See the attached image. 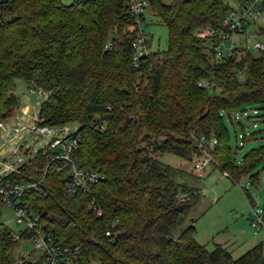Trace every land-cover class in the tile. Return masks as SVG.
<instances>
[{
	"label": "trees",
	"instance_id": "obj_1",
	"mask_svg": "<svg viewBox=\"0 0 264 264\" xmlns=\"http://www.w3.org/2000/svg\"><path fill=\"white\" fill-rule=\"evenodd\" d=\"M148 2L168 45L135 66L127 0H0V121L19 107L12 80H24L45 94L44 123H78L75 157L99 174L67 196L66 171H45L46 153L38 152L18 169L17 178L38 182L24 201L45 233L80 247L78 264H264V241L233 258L222 244L209 250L196 240L195 219L174 236L200 194L158 158L168 152L190 160L206 150L232 183L250 174L264 158V143L238 165L222 113L264 109V51L235 46L215 57L227 0ZM202 136L216 138L213 149L199 145ZM249 179L259 182L257 175ZM15 244L11 229L0 225V264H14Z\"/></svg>",
	"mask_w": 264,
	"mask_h": 264
},
{
	"label": "built area",
	"instance_id": "obj_2",
	"mask_svg": "<svg viewBox=\"0 0 264 264\" xmlns=\"http://www.w3.org/2000/svg\"><path fill=\"white\" fill-rule=\"evenodd\" d=\"M232 1L235 5H230L224 18L226 30L218 36L219 41L214 46L217 59L228 55L223 54L220 50V44L234 34L243 35L245 44L250 45L251 49L257 52L264 51V39H253L258 35L264 37L261 27L255 28L251 33L248 32L252 22L255 23L264 11V0ZM127 5L136 29L132 42L134 50L132 61L137 66L139 59L149 51L147 37L142 29L145 9L149 2L148 0H127ZM204 34H212V32L205 31ZM109 46L107 44L105 47L109 48ZM245 48L248 47L245 46ZM198 85L210 87V84L205 80L199 81ZM30 92L38 93L43 97L45 95L43 91L35 88H30ZM240 111H242L241 108ZM252 111L254 114L257 113L256 109ZM234 119L237 120V116ZM240 137L245 139L244 134ZM16 139L18 141L14 143ZM262 139L264 140V137ZM78 142L79 137L75 135V129H72L69 123L46 124L39 114V109L35 114L31 113L29 108L22 109L16 121H13L11 116L0 121V206L3 205L11 209L15 222L20 226L17 231L11 230L12 239L16 242L12 250L14 264H23L25 259L38 261L39 264H78L80 247L54 240L52 236L45 233L39 215L28 210L24 199L37 189L38 182L17 178L18 169L32 159L36 153L42 152L46 153L47 157L45 171L48 167L54 172L66 171L68 179L63 188L65 195L72 196L78 190H85L91 183L97 181L99 174L78 162L75 157ZM216 142L214 136L208 139L202 136L199 145L205 149L207 146L213 149ZM239 144L241 143L239 142ZM3 148H8V152L4 153ZM211 164L212 156L205 150L203 155L193 160L194 173L198 177H203ZM262 183L264 185V170ZM89 207L98 215L101 214L93 202L89 204ZM252 227L264 228L261 215L258 214L257 219L252 222ZM106 235L109 236L110 232L107 231ZM26 243H29V246L26 247ZM33 252L36 255H33Z\"/></svg>",
	"mask_w": 264,
	"mask_h": 264
},
{
	"label": "rangeland",
	"instance_id": "obj_3",
	"mask_svg": "<svg viewBox=\"0 0 264 264\" xmlns=\"http://www.w3.org/2000/svg\"><path fill=\"white\" fill-rule=\"evenodd\" d=\"M227 1L230 5H235L232 0ZM162 2L170 4L173 0H162ZM260 27H264V11L255 23L252 22L248 32L251 33L255 28ZM142 29L147 37L149 51H164L167 49V29L149 5L145 9ZM253 39L263 40L264 37L258 35ZM233 46H247V49L253 55L259 53L251 49L250 45H246L244 36L240 34H234L231 38L224 40L220 44V50L226 55L230 53ZM10 92L19 101L18 110L11 116L13 121H16V118L20 115V109L23 105L28 106L30 112L35 114L43 100L42 95L32 94L25 81L20 78L12 80ZM241 109L242 111L237 109L222 113L232 155L238 165H241L242 159L248 151L264 143L262 139L264 137V109L257 105H246ZM254 109L257 110L255 114L252 111ZM235 116H237V120L234 119ZM69 124L72 129L78 127V123ZM242 134L245 135V139L240 137ZM3 151L7 153L8 148H3ZM158 158L175 170L173 176L175 180L194 186L200 194L197 204L191 208L185 221L175 229L174 236L178 235L180 230L190 223L191 219H195L196 240L201 244H205L209 250L214 247L215 243L222 244L230 250L233 258L240 257L255 244L264 241V228L256 229L252 227V222L257 219L258 214L262 216L264 225V185L261 173L264 158L252 167L247 177H242L236 184L232 183L230 178L225 176L214 164L210 165L203 177H198L192 166L195 156L187 160L165 152L160 154ZM179 169L184 172H179ZM250 175H257L259 182L252 184L249 179ZM0 224L13 231L20 228L15 222L13 211L3 205L0 206ZM27 246H29V243H26ZM33 255H36V253ZM91 264H97V262L94 261Z\"/></svg>",
	"mask_w": 264,
	"mask_h": 264
},
{
	"label": "crops",
	"instance_id": "obj_4",
	"mask_svg": "<svg viewBox=\"0 0 264 264\" xmlns=\"http://www.w3.org/2000/svg\"><path fill=\"white\" fill-rule=\"evenodd\" d=\"M26 108H28V106H26V105H23L22 107H21V111H22V109H26ZM18 110V109H17Z\"/></svg>",
	"mask_w": 264,
	"mask_h": 264
}]
</instances>
